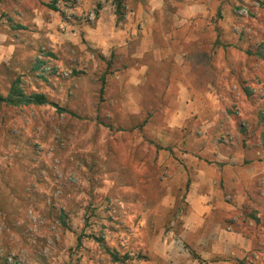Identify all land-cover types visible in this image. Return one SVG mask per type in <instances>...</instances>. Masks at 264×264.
Returning a JSON list of instances; mask_svg holds the SVG:
<instances>
[{"label":"rangeland","instance_id":"rangeland-1","mask_svg":"<svg viewBox=\"0 0 264 264\" xmlns=\"http://www.w3.org/2000/svg\"><path fill=\"white\" fill-rule=\"evenodd\" d=\"M177 1L145 35V0H0V94L19 80L48 100L0 101V264H162L160 234L225 264L216 225L243 237L229 264H264V0H211L190 29ZM185 101L203 112L170 126ZM201 160L211 213L183 237Z\"/></svg>","mask_w":264,"mask_h":264},{"label":"crops","instance_id":"crops-1","mask_svg":"<svg viewBox=\"0 0 264 264\" xmlns=\"http://www.w3.org/2000/svg\"><path fill=\"white\" fill-rule=\"evenodd\" d=\"M179 1V0H178ZM176 2L175 6L177 3ZM186 1V0H185ZM205 1V2H204ZM197 0V2H192L191 0H188L186 4L180 3V6L176 7L175 10V19L174 23L175 24H182L181 27L184 29L186 27H189L190 29L192 27V22L191 19H194L195 16H198L199 14H203L202 16L204 17V14L207 16L208 13L210 12V5H211V0ZM205 4V6L202 3ZM146 6L143 4H139L137 8H135V12L133 9L134 14L139 16V22H140V27L145 35L149 34V31H151L154 26H153V20L154 18L152 17V13L155 10L161 9L165 3L166 0H145ZM208 5V6H206ZM144 6V7H143ZM174 6V5H173ZM109 5L106 2H103L102 8L100 9L101 15H106L108 13ZM200 16V17H202ZM104 17H102L100 20H102ZM187 23V24H186ZM185 24V25H184ZM177 26V25H176ZM102 27H100L101 30ZM180 27H177V29ZM99 29H94V31H97ZM97 41V45H100L101 41L95 39ZM102 45V43H101ZM177 63L175 62L174 66H176L181 74L180 78L174 79L177 80V91L179 93V96L182 97H187L189 95H195V93H198V91H195V87L192 83V81L189 78L188 71L186 68V62L182 61L180 59L176 60ZM173 77V76H172ZM183 77V79H181ZM184 100V99H183ZM202 103H195V104H189L183 102L179 105L178 110L179 112H173L171 113V117L167 121L170 126H183L185 124L184 119H181L182 113L186 112V114L190 115H195L196 114H201L203 112ZM186 115V116H188ZM199 120H203L202 116H200ZM223 153L221 156L226 157L227 159L229 158L230 161L234 158V155L231 156L230 158V152L228 153ZM195 158H199V156H195ZM202 161V160H201ZM203 162H200V169L199 173L197 174L198 178L194 180L191 185L189 186V192H188V199L189 202L191 203L192 210L188 213L186 216L187 220L195 221L197 222L195 224V227H192L189 225V223H185V229L183 230V233L181 236L186 237L191 231H197L205 228V222H207V216L211 213V205L206 202L205 199V192L203 191L204 184L208 182L206 178V173H205V167H203ZM227 166V165H226ZM203 192H199V191ZM205 234H201L200 236V242H202L205 239ZM210 237L212 238L211 241V251H209V254H221L227 256V259L225 264L232 263L233 259H235L236 256H228L234 253V251L239 250V246H243L244 240L242 239L243 237L241 234L233 232L231 230H228L226 228L221 229L219 226H214L211 228V235ZM155 243H160L161 247L159 250L156 252L158 255L161 257V263L162 264H196L193 260H191L188 256V254L184 251H181L180 247L176 245L177 241L170 237V235L163 236L162 234L158 235V237L155 240ZM180 250V251H178ZM239 254V253H238ZM235 255V254H234ZM205 256V254H204ZM207 257V256H206Z\"/></svg>","mask_w":264,"mask_h":264},{"label":"trees","instance_id":"trees-1","mask_svg":"<svg viewBox=\"0 0 264 264\" xmlns=\"http://www.w3.org/2000/svg\"><path fill=\"white\" fill-rule=\"evenodd\" d=\"M123 1L124 0H116L117 12H119V14L121 13ZM20 26L22 27V25ZM257 55L264 59V44L258 48ZM0 101H6L8 104H13V105H19L25 103L43 104L48 102L46 96L42 93L36 92L32 94H26L23 91V89L20 87L19 80H16L13 83L12 90L10 91L7 97L0 94ZM190 251L195 259H197L201 264H205V260L201 256L197 255L192 250Z\"/></svg>","mask_w":264,"mask_h":264}]
</instances>
